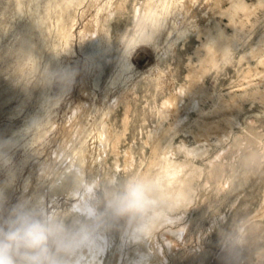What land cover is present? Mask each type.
<instances>
[{
    "label": "rangeland",
    "instance_id": "1",
    "mask_svg": "<svg viewBox=\"0 0 264 264\" xmlns=\"http://www.w3.org/2000/svg\"><path fill=\"white\" fill-rule=\"evenodd\" d=\"M155 1L21 0L18 12L0 0L3 209L37 199L72 224L102 189L184 160L172 186L191 200L161 207L174 219L149 237L113 226L94 264H264V0H243L233 25L232 0H179L153 27ZM214 23L224 41H211ZM131 37L136 71L120 82Z\"/></svg>",
    "mask_w": 264,
    "mask_h": 264
},
{
    "label": "clouds",
    "instance_id": "2",
    "mask_svg": "<svg viewBox=\"0 0 264 264\" xmlns=\"http://www.w3.org/2000/svg\"><path fill=\"white\" fill-rule=\"evenodd\" d=\"M152 200L150 182L129 178L102 189L92 202V215L73 224L48 211L41 200H20L7 211L0 200V264H75L120 223L130 225L132 236L149 237L162 222L152 213ZM244 246L246 239L237 236L228 248Z\"/></svg>",
    "mask_w": 264,
    "mask_h": 264
},
{
    "label": "bare ground",
    "instance_id": "3",
    "mask_svg": "<svg viewBox=\"0 0 264 264\" xmlns=\"http://www.w3.org/2000/svg\"><path fill=\"white\" fill-rule=\"evenodd\" d=\"M15 1H16V6H17L18 12H22L23 8H22L21 0H15ZM155 2L160 5L159 12L156 13L154 8L153 9L151 8L150 10H148V14H147L148 18L151 17V24L153 27L156 24H158V22L159 23L162 22V20L168 14H170V10L172 8H175L174 6L179 3V0H156ZM231 3H230V5L233 7L234 10H233V13L228 14L229 15V17H228L229 18V25L234 24L235 21H234L233 16L237 15V11L239 12L240 10L241 11L245 10V12H246V9L248 8L247 7L248 5H246L243 0H232ZM260 3L262 4V2H260ZM230 11H231V9H230ZM245 12H242V13L245 14ZM227 13H228V11L226 12V14ZM250 14H251V12H250ZM154 16H155V18H153ZM211 22H214V21L211 20ZM216 23H217V21H216ZM160 24H162V23H160ZM217 25L219 26V24H215V23L210 25V27L213 29V31L211 33L212 36L210 37V39H211V41H213V43L216 42L217 40H223L224 41V39L227 36L226 33L221 29V27L219 28ZM229 36L230 35H228V39L231 38V36L230 37ZM135 38H137V37H135ZM138 38H139V36H138ZM144 38L146 39V43H149V44L152 43L156 39V37H154V35H152V34H147L146 36H144ZM128 40H129V38H128ZM137 42H138L137 39L132 38L131 40H129V42H127L128 43L127 45L124 44L125 47L123 46L125 48V50H123V53L121 52V54H122L121 58H118V59H120V64L117 68L118 70L116 69L117 71H114V72H117L116 74H117V78L119 79V81H120V78H123L125 81V79H127L128 77L131 76L130 75L131 73H134V70H135L134 64L130 62L129 56L132 53L133 49L137 46ZM222 47H223L222 48L223 55H227L228 49H229L228 44H222ZM210 51H211V49H210ZM212 62H214V61H212ZM261 62H262V60L259 59L258 63L261 64ZM47 72H48L47 68H45L44 72H43L44 77L47 76ZM136 73L137 72H135V74ZM259 74H260V72H259ZM261 74H263V72ZM133 76H134V74H133ZM111 78H112V80H114L113 76L110 77V79ZM110 82L112 85V83L115 84L117 81L116 80H114V81L110 80ZM116 84H118V83H116ZM204 111L205 110H201V112L199 113L200 116L201 115L203 116ZM180 148H184L190 153H198V152L202 151L201 148L198 146L193 147V146L183 145V146H180ZM186 163H187V161H184V160L178 161V160H174V159H168L165 157V160L163 163V168H162L163 176L162 177L158 176L157 178H152L149 180L150 185H151V189H152V195H153V200H152L153 212L152 213L156 217L157 220L172 221L174 219L168 215H163V210L161 207H163V206L173 207L176 204H182L183 200H186L187 198L191 200L190 192L185 190V188H183L184 187L183 181H180V183H179L180 185L178 187L172 186L173 182H178L179 180H181L178 178V173L186 165ZM64 188H66V186ZM182 205L185 206L186 204H182ZM89 210H91V208ZM88 211H85L84 213L78 214L76 219L74 220V222H72V224L76 223V222L86 221L92 215V212H93L92 211V212L88 213ZM165 231L173 232L177 235L181 232V231L179 232L177 229H173L171 227L166 228ZM138 238L141 239V237H138ZM146 242L147 241L143 240L142 241L143 245L146 244ZM101 248H102L101 242L94 244L93 246L89 247V249L87 250L86 253L81 254L80 256H78L76 258L75 264H94L95 261H97V263H99V260L97 257L98 256L97 251ZM238 251H239V249H236V252H238ZM140 252H141L140 253L141 258L145 259L147 261H149V259L155 255L154 253L151 252V250H148V251L147 250H141Z\"/></svg>",
    "mask_w": 264,
    "mask_h": 264
}]
</instances>
